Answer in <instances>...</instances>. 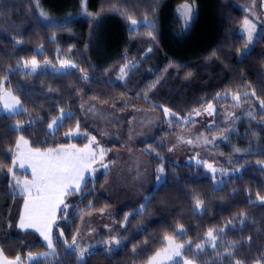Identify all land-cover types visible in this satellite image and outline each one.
I'll return each instance as SVG.
<instances>
[{
    "label": "trees",
    "instance_id": "1",
    "mask_svg": "<svg viewBox=\"0 0 264 264\" xmlns=\"http://www.w3.org/2000/svg\"><path fill=\"white\" fill-rule=\"evenodd\" d=\"M182 3L192 6L187 21L177 9ZM84 7V0H0V84L5 82L24 106L19 113L0 115L5 257L18 256L23 264H146L173 237L197 264H264V146L236 154L240 158L232 169L215 175L200 161L172 159L165 147L170 132L193 123H187L191 114L208 104L229 105L234 96L264 101V28L258 27L252 50L241 54L247 41L238 29L246 14L234 0H86V13ZM131 19L156 27L142 21L133 29ZM70 57L75 67L64 71L23 70L32 59ZM82 93L117 108L130 102L162 115L170 109L173 129L163 126L140 145L153 167L164 166L165 178L140 203L117 213L119 244L97 241L81 259L73 244L81 217L113 204L102 190L108 172L87 179L59 211L52 231L55 255L30 260L29 253L49 248L36 232L18 227L24 196L8 169L16 178L26 174L13 167L20 136L40 150L88 142V137L65 135L77 124L85 129ZM60 109L70 112L68 118L50 130ZM256 119L264 120V110ZM262 138L264 144V131ZM210 229L218 239L215 247L195 251Z\"/></svg>",
    "mask_w": 264,
    "mask_h": 264
},
{
    "label": "rangeland",
    "instance_id": "2",
    "mask_svg": "<svg viewBox=\"0 0 264 264\" xmlns=\"http://www.w3.org/2000/svg\"><path fill=\"white\" fill-rule=\"evenodd\" d=\"M84 3L85 12L86 0H84ZM234 3L246 14L238 31L245 36L247 41L240 53L247 54L254 47L258 27L261 26L264 28L261 1L234 0ZM185 5L191 6L189 3H182L177 8L178 11L183 12V15ZM191 13L189 16L192 15ZM46 17L49 18L48 15ZM94 17L93 21L95 20ZM142 21L145 20H137V25L133 26L130 20L131 28H137L138 24ZM249 30L252 32L251 41L247 39ZM36 61L37 66L35 70L32 69L30 64L27 67L24 64L23 70L26 72H39L44 70L64 71L74 68L72 65H75L71 57L59 58L57 62ZM62 62H67L68 66L62 67ZM12 97L20 101V106H18L16 112H9L3 107L5 99H11ZM234 100V103L229 105L222 104L216 106L212 104L214 109L212 114L206 111L207 105L191 114L187 123H193L171 131L165 140V147L169 156L176 161H200L204 163L206 170L210 174L215 175V173H227L230 171L234 162H237L240 158V155L236 154L261 150L263 148L262 146H264L262 138L264 120H258L256 116L264 110V107L255 101L246 102L240 99ZM79 103L84 118L85 129L79 125V133L69 137H88L87 139L89 140L85 145H75L77 148H84L90 143L91 137L95 136L99 148L105 150L103 159L100 160L98 158L97 162L92 165V168L96 169V171L91 172L90 170L89 173H85V182L89 178L95 179L100 172H108L109 176L102 190L113 203L111 206L103 207L96 212L87 213L88 215L94 216H89L82 224H79L78 230L74 235V244L78 247L79 257L83 259L87 249L94 244L91 242V240H94L93 235L88 232V229L95 228L97 231L102 230L103 234L99 235V239L95 243L102 241L107 245H116L114 241L117 239L115 238L114 231L117 227V213L123 208L140 203V201L147 197L152 187L164 180V166L153 167L150 158L144 153L140 145L153 138L156 132L163 126H167L171 130L174 126L168 125L171 112L168 115L165 113L162 115L157 109L133 106L130 102H125L119 106L121 108L123 107L121 109L97 99H87L84 93H82L79 96ZM23 109L24 106L20 98L10 87L6 86L5 82L1 83L0 115L16 114L23 111ZM63 111L67 114L70 113L68 110ZM60 116L61 113L57 119ZM19 125L18 123L13 124L15 128H18ZM56 128L57 126L54 125L50 130H55ZM70 131H76V127ZM21 137L27 141L26 146L20 142ZM18 143H21L20 149L17 148ZM17 144L14 160H17L18 151H26L29 148L34 149L29 145L28 140L24 136L18 138ZM92 147L97 148V144H93ZM233 149H235L234 153L230 152ZM102 164L107 165V167H102ZM208 165H211V168ZM16 166L19 167L18 160ZM161 167H163V173L157 171ZM22 169L26 174L23 177L18 176L17 179L21 181L24 179L31 180V168L25 164ZM157 176L161 178L157 180ZM85 182H82L81 188ZM93 231L95 232V230ZM168 238L165 239V246L157 252L160 253V256L156 257L157 253L153 256L156 257L157 264H197L184 256L183 249L185 245L176 242L173 237H171L170 243ZM217 240L216 236L215 240H210L206 236V240L200 244L201 247H195V251H204L206 247L214 248ZM110 241L112 243H108ZM176 245H183L179 249V256L174 255L171 251ZM51 252H53V249H49L46 253ZM81 252H83V257H81ZM46 253L32 255L31 260L46 257L44 255ZM152 258L146 264H150Z\"/></svg>",
    "mask_w": 264,
    "mask_h": 264
},
{
    "label": "snow or ice",
    "instance_id": "3",
    "mask_svg": "<svg viewBox=\"0 0 264 264\" xmlns=\"http://www.w3.org/2000/svg\"><path fill=\"white\" fill-rule=\"evenodd\" d=\"M86 11V8H85ZM191 12V6H184L185 20L189 19V14ZM41 16H47L42 10L40 12ZM146 22V21H145ZM137 20L131 19V25H137ZM150 28H155V23L146 22ZM247 24V22H246ZM155 42V35L153 32L147 34ZM247 39L252 40V32L249 30ZM151 51V48L148 49ZM25 66L29 64L32 69L35 70L37 66V61L32 59L31 61H25ZM67 62H62V67H67ZM75 67V65H72ZM127 67V65H125ZM121 73H124V68L120 69ZM10 96V94H8ZM233 99H239L238 96L233 97ZM261 105L264 106V101H261ZM20 106V101L14 97L11 99H5L3 107L9 112H16ZM164 113L168 115L170 109L164 108ZM206 111L212 114L214 111L212 104H208ZM61 116L59 119H54L48 125L52 128L54 125L59 127L64 119L68 118V114L64 113L63 109H60ZM199 114V113H197ZM79 133V124L76 125V131H69L65 135L74 136ZM20 142L23 145H27V141L23 137L20 138ZM21 143L17 144V148L20 149ZM190 143V141H189ZM97 144V148H93L92 145ZM105 155V150L99 148L96 137H91L90 143L84 148H77L74 144L64 146L61 145L59 148H49L46 151H41L40 149H27L26 151H18L17 160L19 161V167L23 168L27 164L31 168L32 179H24L23 181L16 178L13 168H9V173H12L13 180L15 181L16 187L19 188L20 194L25 196L24 200V211L20 216L19 227L22 229L26 228H36L37 231L44 237L47 241V247L53 249V252L44 254L55 255L54 245L52 237L49 235L51 226L55 221V216L60 205L64 204V198L66 196L75 194L81 190L82 182H85V173L95 172L96 169L92 168V165L97 162V159H103ZM17 160H13V167L16 166ZM102 167H107V165L102 164ZM211 168V165H208ZM159 173H163V167L157 170ZM215 171V169H213ZM161 177L157 176V180ZM264 199V197H261ZM201 202L197 201L199 205ZM67 208V205H65ZM207 236L210 240H215L213 235V230H209ZM171 243V237L168 238ZM119 244V240L114 241ZM75 243V237H73V244ZM112 243V241L108 242ZM214 246V245H213ZM183 245H176L171 251L174 255L179 256V249ZM200 248L201 245H196ZM3 255L2 249H0V256ZM29 259H32V254L29 253ZM160 256V253L156 254V257ZM81 257H83V252H81ZM156 257L152 258L150 264H157ZM20 257H16L15 260H7L4 258L2 264H18Z\"/></svg>",
    "mask_w": 264,
    "mask_h": 264
},
{
    "label": "crops",
    "instance_id": "4",
    "mask_svg": "<svg viewBox=\"0 0 264 264\" xmlns=\"http://www.w3.org/2000/svg\"><path fill=\"white\" fill-rule=\"evenodd\" d=\"M261 1V0H260ZM68 145H73V144H68ZM68 145H64V146H68ZM77 146V145H76ZM60 147V146H59ZM59 147H56V148H59ZM105 186V185H104ZM24 200H25V196H24ZM64 202H65V198H64ZM64 204L60 205V208L57 210L56 212V216H55V221L54 223L52 224L51 226V230L49 232V235L52 237V240H53V236H52V231H53V227L55 225V223L57 222V217H58V214H59V211L62 209ZM23 211H24V201H23V205H22V208H21V212H20V216L23 214ZM20 216H19V222H20ZM89 216H94V215H85L84 217H82L80 223L82 224L84 220H86L87 218H89ZM19 222H18V227H19ZM20 228V227H19ZM21 230H30V231H34L36 232L40 237L41 239L44 241V243L47 245V241H45L44 237L40 234L39 231H37L36 228H26V229H22L20 228ZM95 230V232L93 231ZM88 232L91 233L93 235V239L94 240H91L92 243H95L96 240H98L99 238V235L103 234L102 230L101 231H97V229L93 228V229H88ZM94 241V242H93ZM4 258H7L5 257V255L3 254L2 256H0V264H2ZM7 260H15V259H8ZM18 264H23V262L20 260L18 262Z\"/></svg>",
    "mask_w": 264,
    "mask_h": 264
},
{
    "label": "water",
    "instance_id": "5",
    "mask_svg": "<svg viewBox=\"0 0 264 264\" xmlns=\"http://www.w3.org/2000/svg\"><path fill=\"white\" fill-rule=\"evenodd\" d=\"M261 9L264 17V0H261Z\"/></svg>",
    "mask_w": 264,
    "mask_h": 264
},
{
    "label": "bare ground",
    "instance_id": "6",
    "mask_svg": "<svg viewBox=\"0 0 264 264\" xmlns=\"http://www.w3.org/2000/svg\"><path fill=\"white\" fill-rule=\"evenodd\" d=\"M147 197H148V194H147ZM132 206H134V205H132Z\"/></svg>",
    "mask_w": 264,
    "mask_h": 264
}]
</instances>
